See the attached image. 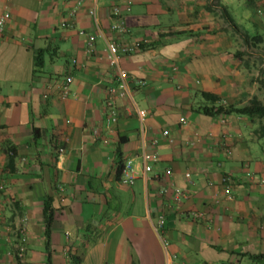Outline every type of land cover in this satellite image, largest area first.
<instances>
[{
    "label": "crops",
    "instance_id": "0c3cea01",
    "mask_svg": "<svg viewBox=\"0 0 264 264\" xmlns=\"http://www.w3.org/2000/svg\"><path fill=\"white\" fill-rule=\"evenodd\" d=\"M216 1L96 0L94 21L89 0H0L10 13L0 34V264H264L255 259L264 255V139L247 115L225 114L222 125L201 111L202 93L225 106L263 96L252 77L264 46L242 44ZM219 1L242 31L264 34V0ZM100 34L126 73L114 122L106 100L117 80ZM38 48L44 66L33 75ZM142 151L155 153L149 171ZM128 159L137 174L123 185L117 166ZM222 175L233 179L230 195Z\"/></svg>",
    "mask_w": 264,
    "mask_h": 264
},
{
    "label": "built area",
    "instance_id": "2783aa9c",
    "mask_svg": "<svg viewBox=\"0 0 264 264\" xmlns=\"http://www.w3.org/2000/svg\"><path fill=\"white\" fill-rule=\"evenodd\" d=\"M92 2V6L89 9V14L90 16L94 19V21L96 20V11H95V2L96 0H89ZM120 7L117 5H113L111 7V12L114 15L119 14L120 12ZM125 9H129V7H125ZM10 17V13L8 10H4L1 14H0V34L3 32V30L5 29L6 23L9 20ZM97 28V25H95ZM113 28H115L118 32H122L125 31V26L122 23L116 24ZM102 36V39L105 42V60L107 62V64L113 69L115 75H116V84L113 86H110L107 90L108 93V98L106 100V105L108 107V115H107V121L109 122H114L117 119V113H116V109L114 107V98L115 97H123L126 96L128 94V90H127V82H126V73L125 71L120 67L119 64V50L117 47V44L110 40L107 39L106 36H104L103 34H100ZM95 41V35H88L87 36V45H86V53H88L89 55L93 52L94 48H93V44ZM130 50H132V47H128V46H123L121 49V52L125 53V52H129ZM70 81V77L67 78V80L65 82L62 83V85L60 86V96L62 98L67 97L69 91H68V87L67 84ZM52 84L48 85V88H51ZM135 111H136V115L137 118L139 120V123H142V121L144 120L145 116H146V111L143 108H139V107H135ZM219 122L222 125H225L226 122V117H225V113H222L219 115L218 117ZM181 122H184V118L181 117L180 118ZM92 136L93 138H97L98 137V131L96 129L92 130ZM161 135L163 137H167L168 136V130L163 129L161 131ZM152 142H156L155 139L152 140ZM151 158H155V153H148L145 151H142L141 153V159H142V168L143 171H149L150 170V165L147 164V160L151 159ZM136 169L133 168L132 166V162L130 159L124 161V163L121 166L120 169V173H119V181L121 184L123 185H132L134 182V179L136 177ZM185 176H188V173H185ZM220 183L223 187L222 191L223 193H225L226 195H230L231 192V188H232V183H233V179L231 176L229 175H222L221 179H220ZM259 184H264V180L260 179L259 180ZM0 188H2V186L0 185ZM185 196V194L182 192V190H179L177 188H175V194H174V201L178 202L179 200H181V198H183ZM202 213L201 212H196L195 216H201ZM163 224V217L160 216L158 219V226H162ZM158 237L160 238L162 244H165V240L162 238L161 235H159L158 233ZM24 242H25V237H21L20 241L17 245V256L21 257L24 251ZM205 264H212L210 262H206ZM223 264H230L228 262L223 263Z\"/></svg>",
    "mask_w": 264,
    "mask_h": 264
},
{
    "label": "trees",
    "instance_id": "16d2710c",
    "mask_svg": "<svg viewBox=\"0 0 264 264\" xmlns=\"http://www.w3.org/2000/svg\"><path fill=\"white\" fill-rule=\"evenodd\" d=\"M216 4L219 7V15L223 21H225L236 37L246 47L257 46L262 44L264 46V34H253L248 35L242 31L238 24L234 21L229 9L221 1L217 0ZM46 48H38L34 51L33 62H32V74L41 75L42 68L44 66V55ZM237 52L236 55H239ZM261 60V59H260ZM258 74L252 77L254 81L258 83V89L262 92V98L257 95H252L245 103L239 105H222L219 103V98L212 93H202L203 97L209 101V105L201 107V111L206 115L216 114H230L237 113L247 115L251 118L254 127L252 133L257 139H264V68L258 67ZM217 103V104H216ZM121 164L117 166V174L119 176ZM43 213L45 216L46 228L51 220V213L48 209L47 202L44 203ZM255 259H264V255H258Z\"/></svg>",
    "mask_w": 264,
    "mask_h": 264
},
{
    "label": "rangeland",
    "instance_id": "374dc122",
    "mask_svg": "<svg viewBox=\"0 0 264 264\" xmlns=\"http://www.w3.org/2000/svg\"><path fill=\"white\" fill-rule=\"evenodd\" d=\"M260 68H263V67H260ZM260 98H262L261 95H260Z\"/></svg>",
    "mask_w": 264,
    "mask_h": 264
}]
</instances>
